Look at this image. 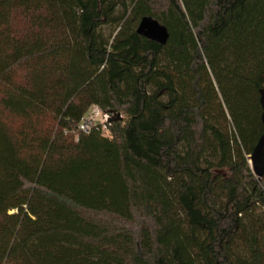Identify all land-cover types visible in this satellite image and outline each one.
<instances>
[{"label":"trees","instance_id":"1","mask_svg":"<svg viewBox=\"0 0 264 264\" xmlns=\"http://www.w3.org/2000/svg\"><path fill=\"white\" fill-rule=\"evenodd\" d=\"M263 90L264 0H0V264H264Z\"/></svg>","mask_w":264,"mask_h":264},{"label":"water","instance_id":"2","mask_svg":"<svg viewBox=\"0 0 264 264\" xmlns=\"http://www.w3.org/2000/svg\"><path fill=\"white\" fill-rule=\"evenodd\" d=\"M154 40L158 43L165 44V32L158 29ZM260 103L262 106V123L264 125V90L261 93ZM250 164L257 178L262 179L264 176V134L260 137L252 155L250 156Z\"/></svg>","mask_w":264,"mask_h":264},{"label":"built area","instance_id":"3","mask_svg":"<svg viewBox=\"0 0 264 264\" xmlns=\"http://www.w3.org/2000/svg\"><path fill=\"white\" fill-rule=\"evenodd\" d=\"M112 115L103 112L99 107L94 106L83 117L78 125V130L84 134H88L95 126H102L103 131H107L106 124L110 123Z\"/></svg>","mask_w":264,"mask_h":264},{"label":"rangeland","instance_id":"4","mask_svg":"<svg viewBox=\"0 0 264 264\" xmlns=\"http://www.w3.org/2000/svg\"><path fill=\"white\" fill-rule=\"evenodd\" d=\"M112 117H114V115H113ZM106 135H107V134H106ZM249 162H250V160H249Z\"/></svg>","mask_w":264,"mask_h":264}]
</instances>
